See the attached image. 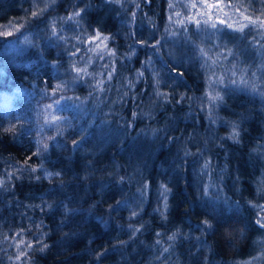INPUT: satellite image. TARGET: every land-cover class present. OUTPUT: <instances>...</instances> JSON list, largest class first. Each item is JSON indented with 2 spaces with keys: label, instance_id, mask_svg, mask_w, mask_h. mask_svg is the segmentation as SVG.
<instances>
[{
  "label": "trees",
  "instance_id": "16d2710c",
  "mask_svg": "<svg viewBox=\"0 0 264 264\" xmlns=\"http://www.w3.org/2000/svg\"><path fill=\"white\" fill-rule=\"evenodd\" d=\"M229 1L264 19L260 0ZM168 5L57 0L32 17L33 0H0V32L29 21L0 35V264H241L260 253L264 229L249 201L264 205V30L171 26ZM74 9L84 10L79 25L60 19ZM97 31L114 56L89 50ZM22 35L30 43L3 48ZM200 47L213 57L237 52L249 75L248 84L220 88L215 106ZM91 54L93 75L74 79ZM252 82L257 91L244 88ZM52 116L59 121L46 123ZM233 124L238 142L228 138ZM14 238L21 251L33 245L19 261Z\"/></svg>",
  "mask_w": 264,
  "mask_h": 264
},
{
  "label": "snow or ice",
  "instance_id": "6c2138e0",
  "mask_svg": "<svg viewBox=\"0 0 264 264\" xmlns=\"http://www.w3.org/2000/svg\"><path fill=\"white\" fill-rule=\"evenodd\" d=\"M57 2V0H33V6L36 9L35 11H33L31 13L32 17H40L43 16L48 10H50L51 6L54 5ZM109 2L111 3H121L122 0H109ZM251 2H255V0H250V4L249 7L251 6ZM260 2L262 4H264V0H260ZM40 3H43L44 6L40 7ZM139 6V5H137ZM169 8H174L180 5H176L172 3V0H169ZM201 8L205 9V11H201V12H197L195 14L192 15H188L186 17L180 18V19H176L175 23L177 25L180 26H184L186 23L188 22H194L197 27H200L201 24H206L209 27L213 28V29H217L218 25L216 23V20L212 18V16L207 12V9H212V8H220L222 6H220L219 4H209V3H204L202 5H199ZM87 7V5H86ZM183 7L185 8H192V9H196L198 7L197 2H195V0H193V2H191L190 4L187 5H183ZM228 7H231L235 10V12L232 15H235L236 13L239 14V18L236 20L232 19V15H228L225 14L226 18L225 19H220L219 20V24L223 25L225 27H227L228 29H232L234 32H240L242 34H246L245 30L246 29H251L252 27L255 28H259V29H264V19L261 18V16H257L255 18H253V16L251 14L246 15L245 13L247 12V8H245V6L243 4H233V5H229ZM84 10H80V11H76L75 9L73 10L72 13H70L67 17H62L60 19L62 20H73L76 21L77 25H79V20L77 19L78 17L82 18V12ZM262 16H264V9L261 10ZM177 17L180 16V13L176 14ZM199 17V18H198ZM218 18V17H217ZM173 20V18L170 16L169 17V21L171 22ZM29 23V21H25L24 24H18V26L16 28L13 29V31H3L0 32V35L3 36H12L13 32H19L22 33V30L26 28L27 24ZM56 23L57 21L55 19H53L50 22V27L52 29V34L56 35ZM5 27H12V22H9V24ZM169 35L175 36V32H169ZM259 35H264V32H260L258 33ZM110 38L108 36H102L101 33L99 31L96 32L95 36L90 37V40L92 41H98L95 44V47H92L90 45L89 50L92 52H101V56L100 58H103V54L106 53L109 56H114L115 53L112 52L110 49L107 48L106 43ZM24 43H30V41L28 40V37L25 36ZM160 42L157 41L156 44L158 45ZM194 43V42H193ZM255 43V41H254ZM152 47H156V45H152ZM260 49H264V43L259 45ZM77 51H79V49H77ZM229 53H231V49L228 50ZM198 52L199 55L202 58H205V64L202 65V67L207 68L209 71H212V68L220 63L221 57L219 55V53L213 57L211 55H209V52L207 49L200 47L198 48ZM73 55H75V53H73ZM131 55V53L129 54ZM227 57H224V59H226ZM208 61H211V63L209 64ZM92 63L91 58H89L86 62V65L84 68H77L74 66V71L77 73L76 77H74V79H82L84 75L87 76H92L93 73L89 72L87 69V64ZM146 63H150V60L147 61ZM107 67V65L105 66ZM262 67H264V65H262ZM225 71H231L233 76H235L237 74V66L236 65H232V67L230 69H225ZM244 69H240L239 73L241 76V83L244 84H248L249 81L243 79V74H244ZM143 72H137V78H140L143 76ZM155 75V73H154ZM253 77L256 76V73L253 72L252 73ZM212 76H216L215 72L212 71ZM108 79H112V73H108ZM261 79L264 80V73H262L261 75ZM212 77H209V83L210 85L212 84ZM216 83H223L224 82V77L223 76H219L216 77L215 79ZM159 83V81L157 80V84ZM232 83L235 84L237 83L236 80H232ZM101 84H103L102 80H98L96 82V88H100ZM130 86H131V82H130ZM62 88L61 84H57L56 87L53 89V91H59ZM251 88L253 91H257L258 90V84L256 82H252L251 83ZM261 95H264V91H260ZM157 95H161V93H157ZM208 100L209 102L215 106V104L217 102L223 101V97L220 95L219 92H216L215 94L212 93H208ZM166 98V97H165ZM58 103V102H57ZM48 108H51L52 105H48ZM136 113H133V116H135ZM59 117L56 116H52L50 120H47L46 123H50V124H56L59 121ZM233 131L231 132V134L229 135V139L233 140L234 142H238V137H239V132L236 130L237 126L235 124L232 125ZM38 143H42V142H38ZM76 141H73V144H76ZM48 147L47 144L43 145V150H46ZM42 149L38 148L37 151V155H39L40 151ZM185 155H190V153L186 152ZM210 168V163L208 161H205L204 165L202 166V172H204L205 170ZM32 171H35V168L32 169ZM47 176H51L53 175L52 173H46ZM123 179V178H121ZM4 181L0 180V188L4 187ZM161 196L164 200V204H163V209H167L168 208V204H167V196H168V192L170 191L165 185H161ZM147 189V185H145L144 190H142V194L143 191H146ZM207 190V188H206ZM258 194L264 193V183H262V185L260 187H258L257 189ZM117 205H120L122 202L121 201H117L116 202ZM249 203L254 207L259 209V212L257 214V219L255 221V223L261 228L264 229V205L261 204H254L253 202L249 201ZM111 207V206H110ZM156 211H159L161 216H164V211H162L161 209H156ZM132 216H137L138 213L137 212H132L131 214ZM204 225H206L207 228H211L212 225L210 224L209 221L205 220L202 222ZM129 227L131 228V225H129ZM140 231L139 228L133 229L132 231V235L135 236L136 233ZM241 235H243V233H241ZM174 237H169V239H173ZM17 239L18 238H14ZM25 242L23 240H18L16 246L18 249L19 254L15 257V260L19 261L21 260V257L26 256L27 250L32 248L33 245L31 243H28L25 245V249L24 250H19V247L21 244H24ZM42 243V241H37V246H39ZM123 243V242H122ZM258 246L260 247V255L259 256H254L251 257L249 260L247 261H243L241 262V264H264V242L262 241H257ZM47 247V245H43L42 247H39L40 251H44L45 248ZM23 264H27V261H24Z\"/></svg>",
  "mask_w": 264,
  "mask_h": 264
},
{
  "label": "rangeland",
  "instance_id": "374dc122",
  "mask_svg": "<svg viewBox=\"0 0 264 264\" xmlns=\"http://www.w3.org/2000/svg\"><path fill=\"white\" fill-rule=\"evenodd\" d=\"M191 2H193V0H172L173 4L180 5V6H177V7L171 8V9L168 8L167 22L171 26H174L176 24L175 23L176 19H180V18L186 17L188 15L195 14L197 12L205 11V9L201 8L199 5H202V4H204L206 2V3H209V4H219L222 7L207 9V12L212 16L213 19L216 20L218 28L217 29H213V28L209 27L208 25L202 23L201 25L203 26V28H207L208 31L209 30H212V32L215 31V33L222 32L223 29H225L226 31H233L232 29H228L227 27L219 24V20L220 19H225L226 18L225 14L232 15L235 12V10L233 8L228 7L229 5H233V3H231L229 0H195V2H197V4H198V7L196 9L183 7V5L190 4ZM234 4H237V2L234 3ZM43 6H44V4H43ZM177 13H180L179 17H177V15H176ZM170 16L173 18V20L171 22L169 21V17ZM238 18H239V14L238 13H236L235 15H232V19L233 20H236ZM190 23H194V22H190ZM194 25H196V24L194 23ZM101 35L105 36L103 34H101ZM24 37H25L24 35L18 37L16 41H12V42L4 45L3 48L5 47L6 49L9 50L11 48H14L15 44L20 45V42H22L24 40ZM97 42L98 41H96L94 43L93 47H95V44ZM94 53H97V52H94ZM220 53H221L220 57L222 58L221 59V61H222L221 64L223 65V67L220 65L221 66L220 68H212V71L215 72L216 76H212V71H209V73L206 74V80H205L206 81V83H205V93L207 92L206 95H205L206 97L208 96L207 95L208 93H212V94H215L216 92L220 93V88L226 89V88H231V86L232 87H236L239 84H242L240 82L241 81V76H240V73H239L240 69H244L245 70L244 74H243V79L248 81V79H246V78H249V75L247 74L246 68L239 61L236 62V60L232 59L233 57H235L237 55V52H235V51H233L231 53H229V52L226 53L225 52V54H224V51H222ZM215 55H217V54L215 53ZM224 57H227V58L224 59ZM89 58H91V60H93V54H91V55H89L88 57L85 58L84 65H86V62H87V60ZM232 65H236L237 66V74L235 76H233L231 71H227V72L225 71V69H230L232 67ZM219 76H223L224 77V82L223 83H216L215 82L216 77H219ZM209 77H212V81L213 82H212L211 85L209 83ZM230 77H231V80H229ZM233 79L236 80L237 83L233 84L232 83ZM244 88H246V89H248L250 91L252 90V88H247V87H244Z\"/></svg>",
  "mask_w": 264,
  "mask_h": 264
},
{
  "label": "clouds",
  "instance_id": "9594fccd",
  "mask_svg": "<svg viewBox=\"0 0 264 264\" xmlns=\"http://www.w3.org/2000/svg\"><path fill=\"white\" fill-rule=\"evenodd\" d=\"M259 255H260V253L257 254V256H259Z\"/></svg>",
  "mask_w": 264,
  "mask_h": 264
}]
</instances>
